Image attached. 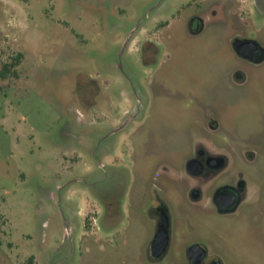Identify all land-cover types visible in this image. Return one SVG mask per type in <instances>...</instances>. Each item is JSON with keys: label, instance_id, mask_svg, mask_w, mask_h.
<instances>
[{"label": "rangeland", "instance_id": "rangeland-1", "mask_svg": "<svg viewBox=\"0 0 264 264\" xmlns=\"http://www.w3.org/2000/svg\"><path fill=\"white\" fill-rule=\"evenodd\" d=\"M183 2L0 0V57L25 54L13 87L0 88V264H169L147 261L143 233L153 226L146 216L106 235L87 232L93 193L86 180L101 173L89 151L105 133L102 163L110 174L124 171L144 201L156 170L170 164L183 175L196 133L208 132L212 120L219 128L210 138L232 154V174L264 183V157L249 162L244 154L264 147V65L234 84L231 44L237 33L255 35L262 19L242 8L234 14L227 0H204L205 28L190 34L181 20L192 10L170 28ZM92 80L100 104L87 113L79 95ZM137 98L145 114L127 122ZM174 178L170 192L162 187L177 245L200 238L225 264H264V215H207ZM158 179L167 185L166 173Z\"/></svg>", "mask_w": 264, "mask_h": 264}, {"label": "flooded vegetation", "instance_id": "flooded-vegetation-1", "mask_svg": "<svg viewBox=\"0 0 264 264\" xmlns=\"http://www.w3.org/2000/svg\"><path fill=\"white\" fill-rule=\"evenodd\" d=\"M227 1L231 3L229 7L232 8L234 14H237L240 11L239 9L242 8L240 12L245 17L257 14V17L262 19L258 21L259 27L255 35L247 36L237 33L232 38L231 44L238 59V65L233 72V80L235 81L234 84L241 86L247 83L250 73L258 71L259 67L264 65V39L259 37V33L264 34V0ZM203 5L204 0H184L170 19V28H172L174 22L181 20L182 12L192 10V13L188 12L189 15L186 19L181 21L190 34L201 33L206 24L204 17L201 15ZM214 13L216 15L218 10H214ZM145 18L146 16L140 17L137 25L142 24ZM243 22L248 28L254 27L252 26L255 23L253 20L249 21L245 18ZM165 23L162 22L161 24ZM145 40L150 43L149 39ZM20 53L22 58L17 66H20L25 59L23 52H18L16 55ZM16 55L1 52L0 81L7 82L1 84V89L13 87L11 78L13 79L15 76L14 72L17 67L13 65V59ZM100 95L101 89L95 80H92L82 89L79 101L81 106H85L87 113L92 112L100 104ZM143 105L144 100L137 98L136 106L125 111L127 122L134 118H143L145 114ZM119 128L122 127L115 128L114 132ZM218 128L217 121L212 120L208 132L204 133L200 130L196 133L197 137H195L193 152L186 159L182 176L178 175L176 170H171L170 164L156 170L147 180L149 195L145 197V201L139 189L138 191H134V189L130 191V183L124 171L115 170L110 174L108 167L102 163L106 151L105 148L101 147L108 135L105 133L98 137L96 146L89 151L96 165L100 167L101 173L94 175V178H91V174H89V178L86 180L87 186L93 193L92 211L88 215L87 232L92 234L99 230L106 235L117 231L118 226L120 227L122 223L133 225V223H136L137 218L146 216L153 226L152 232L147 233L145 231L143 233L146 238L144 242L148 262L167 261L170 264V257L179 255L182 252L183 257H181L182 260L179 264H225L222 255L216 251L214 252L211 244L200 238L192 240L189 236L190 241L186 246L177 245L170 202L163 198V187L167 192H170V177L174 178L176 176L177 179L181 178L180 182L186 188L192 203L200 204L207 215L214 213L217 218L224 221L234 217L239 219L243 216H251L254 219L256 217L254 216L255 213H257V217L264 215V198L262 196L264 194V183L256 179H249L241 170H237L232 174L235 167L232 154L219 148L213 140L214 137L210 138V133H216ZM244 154L249 162H254L257 158L264 157V147L261 150L246 149ZM159 173H166V186L159 181ZM165 220L166 228L163 229ZM192 226L191 223L188 232H192V236L195 238ZM163 245L164 249L162 250ZM64 259L68 260L69 254ZM58 263L59 260L42 262L41 264Z\"/></svg>", "mask_w": 264, "mask_h": 264}, {"label": "trees", "instance_id": "trees-1", "mask_svg": "<svg viewBox=\"0 0 264 264\" xmlns=\"http://www.w3.org/2000/svg\"><path fill=\"white\" fill-rule=\"evenodd\" d=\"M21 58H22L21 53L16 55L14 57V59H13V65L17 66L19 64V62L21 61ZM14 73H15V76H16V71ZM0 234H1V215H0ZM0 244H1V238H0ZM33 258H34L33 256L30 257V262H31V260H33Z\"/></svg>", "mask_w": 264, "mask_h": 264}, {"label": "water", "instance_id": "water-1", "mask_svg": "<svg viewBox=\"0 0 264 264\" xmlns=\"http://www.w3.org/2000/svg\"><path fill=\"white\" fill-rule=\"evenodd\" d=\"M166 220L164 221L163 229L166 228ZM164 249V245L162 246V250Z\"/></svg>", "mask_w": 264, "mask_h": 264}]
</instances>
